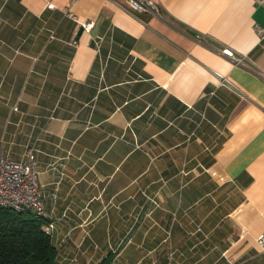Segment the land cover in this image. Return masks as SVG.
Here are the masks:
<instances>
[{
	"label": "crops",
	"instance_id": "obj_1",
	"mask_svg": "<svg viewBox=\"0 0 264 264\" xmlns=\"http://www.w3.org/2000/svg\"><path fill=\"white\" fill-rule=\"evenodd\" d=\"M152 1L0 0V152L63 264H264V2Z\"/></svg>",
	"mask_w": 264,
	"mask_h": 264
},
{
	"label": "built area",
	"instance_id": "obj_2",
	"mask_svg": "<svg viewBox=\"0 0 264 264\" xmlns=\"http://www.w3.org/2000/svg\"><path fill=\"white\" fill-rule=\"evenodd\" d=\"M262 4L264 0H255ZM129 8L137 12H149L162 16L160 5L152 0H128ZM71 17L73 14L69 13ZM83 27L89 29L91 22H84ZM254 31L264 39V27L254 24ZM222 52L232 58L235 64H243L245 57L237 55L232 49L224 46ZM14 110L17 107H13ZM10 207L15 211H28L45 219L44 228L49 233L55 225V220L48 219L45 210V195L38 182V165L35 152L31 148L27 159L23 162L13 161L0 152V207ZM257 241L264 249V232L258 235Z\"/></svg>",
	"mask_w": 264,
	"mask_h": 264
},
{
	"label": "trees",
	"instance_id": "obj_3",
	"mask_svg": "<svg viewBox=\"0 0 264 264\" xmlns=\"http://www.w3.org/2000/svg\"><path fill=\"white\" fill-rule=\"evenodd\" d=\"M45 221L32 212L0 207V264H63Z\"/></svg>",
	"mask_w": 264,
	"mask_h": 264
}]
</instances>
